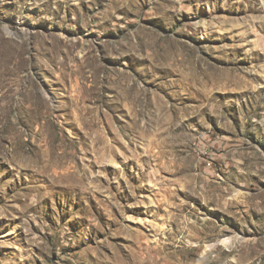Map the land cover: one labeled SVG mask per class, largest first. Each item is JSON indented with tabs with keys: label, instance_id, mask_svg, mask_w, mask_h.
Returning <instances> with one entry per match:
<instances>
[{
	"label": "rangeland",
	"instance_id": "1",
	"mask_svg": "<svg viewBox=\"0 0 264 264\" xmlns=\"http://www.w3.org/2000/svg\"><path fill=\"white\" fill-rule=\"evenodd\" d=\"M0 264H264V0H0Z\"/></svg>",
	"mask_w": 264,
	"mask_h": 264
}]
</instances>
